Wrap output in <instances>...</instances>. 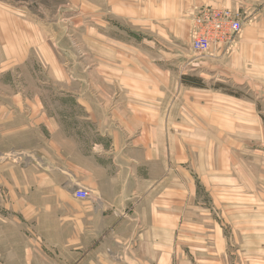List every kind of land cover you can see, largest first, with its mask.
I'll use <instances>...</instances> for the list:
<instances>
[{
  "label": "crops",
  "instance_id": "obj_1",
  "mask_svg": "<svg viewBox=\"0 0 264 264\" xmlns=\"http://www.w3.org/2000/svg\"><path fill=\"white\" fill-rule=\"evenodd\" d=\"M208 5L254 18L239 35L242 62L217 47L211 64L257 68L262 79L264 0H98L92 34L103 60L88 73L100 80L56 97L75 107L66 113L48 110L42 86L25 77L43 51L41 21L23 2L0 0V264H264V204L234 193L225 166L193 172L202 164L189 137L204 132L171 123L169 60L155 62L189 63L193 72L176 75L183 87L201 65L190 17ZM77 189L90 197L76 200Z\"/></svg>",
  "mask_w": 264,
  "mask_h": 264
},
{
  "label": "rangeland",
  "instance_id": "obj_2",
  "mask_svg": "<svg viewBox=\"0 0 264 264\" xmlns=\"http://www.w3.org/2000/svg\"><path fill=\"white\" fill-rule=\"evenodd\" d=\"M9 1L23 2L27 7V14L35 17L36 21L37 18L41 21L43 51L41 55L29 58L25 66L26 80L34 82L36 86H42L35 91L41 92L48 110L58 111L59 108H64L66 113L71 112V109L76 112L75 107L71 108L69 104L66 106L63 102L61 105L55 98L64 95L75 96V93L82 92L83 80L86 82L100 80L96 74L88 73L92 66L102 63L103 60L97 55L96 36L92 34V31L97 32L98 0ZM219 6L226 8L223 5ZM193 14L190 17V32ZM242 19L241 34L254 18L253 15L244 14ZM240 39L237 36L230 48H221L224 51L229 50L228 56L242 62L241 58H237L241 48ZM181 44L182 41L179 40L169 45L182 48ZM156 48L158 46L155 44ZM196 58L201 65L194 69L196 71L192 75L181 77L182 87L180 83L176 86L178 71L193 72V67H190L189 63H184L180 56H155V62L169 60L170 87L163 91V96L174 110L176 108L171 123L188 125L204 132L199 136L189 137L195 143L194 161L201 160L199 163L202 164V169L197 166L193 172L196 174L209 170L206 168L210 166L211 161L215 164L214 171L215 168L216 171L223 170L225 166V169H228V176L234 179V193L258 194L254 204H264L263 74L259 80L257 68L251 72H243L239 67L233 66V72L217 71L215 65L211 64L213 61L209 53L200 56L196 54ZM121 61L127 63L126 58H122ZM138 63L140 66V58ZM158 74L161 78L157 76ZM15 75L12 74L13 77L5 80L16 79ZM154 78L167 81L168 76L154 73ZM195 102L200 103L202 107H196ZM64 120L70 124L67 117ZM209 149L212 152H209ZM9 160L16 159L10 155ZM226 175L225 173L218 176L217 189L225 188L223 184Z\"/></svg>",
  "mask_w": 264,
  "mask_h": 264
},
{
  "label": "built area",
  "instance_id": "obj_3",
  "mask_svg": "<svg viewBox=\"0 0 264 264\" xmlns=\"http://www.w3.org/2000/svg\"><path fill=\"white\" fill-rule=\"evenodd\" d=\"M192 30L190 32L191 50L205 55L215 47L230 48L243 29V19L239 13L222 6H205L195 10ZM76 200H87V190L77 189L73 192Z\"/></svg>",
  "mask_w": 264,
  "mask_h": 264
},
{
  "label": "trees",
  "instance_id": "obj_4",
  "mask_svg": "<svg viewBox=\"0 0 264 264\" xmlns=\"http://www.w3.org/2000/svg\"><path fill=\"white\" fill-rule=\"evenodd\" d=\"M186 80V79H185Z\"/></svg>",
  "mask_w": 264,
  "mask_h": 264
}]
</instances>
